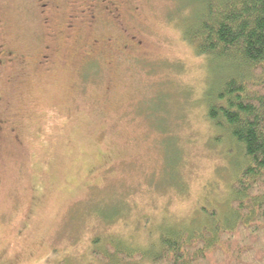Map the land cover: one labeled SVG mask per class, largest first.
Here are the masks:
<instances>
[{
    "label": "rangeland",
    "instance_id": "obj_1",
    "mask_svg": "<svg viewBox=\"0 0 264 264\" xmlns=\"http://www.w3.org/2000/svg\"><path fill=\"white\" fill-rule=\"evenodd\" d=\"M206 2L128 0L74 41L34 28L59 36V59L1 74L0 264H103L93 250L109 240L154 264L162 235L227 221L241 156L206 118L214 77L181 33ZM32 3L0 0L11 29ZM119 28L141 43L123 49Z\"/></svg>",
    "mask_w": 264,
    "mask_h": 264
},
{
    "label": "trees",
    "instance_id": "obj_2",
    "mask_svg": "<svg viewBox=\"0 0 264 264\" xmlns=\"http://www.w3.org/2000/svg\"><path fill=\"white\" fill-rule=\"evenodd\" d=\"M181 33L209 61L214 79L204 94L206 118L239 151L241 163L232 183V220L162 235L153 263L264 264V0H207ZM104 248L93 250L103 264L113 257L134 264L143 255L119 240Z\"/></svg>",
    "mask_w": 264,
    "mask_h": 264
},
{
    "label": "flooded vegetation",
    "instance_id": "obj_3",
    "mask_svg": "<svg viewBox=\"0 0 264 264\" xmlns=\"http://www.w3.org/2000/svg\"><path fill=\"white\" fill-rule=\"evenodd\" d=\"M32 1L29 11L23 13L22 16V21L27 26L26 31L22 29L18 33V30L11 29V23L5 18L7 15L0 12V79L5 69L19 67V71H22L28 68L26 66L31 65L33 68L49 70L59 59V36L55 32L45 30L43 38H35L32 32L36 26L48 27L47 29H49L51 26L57 25L65 40H79L81 35L76 29L79 25L98 29L94 26L105 20L107 24L114 26L121 17V9L128 3V0H82L81 4L80 1L78 4L77 0ZM66 7H69L68 11L65 10ZM128 31L125 28L117 30V35L126 44L123 45V49L126 47L125 50L128 49L129 44L139 45L141 43L138 39V32L129 33ZM74 32L76 33L74 34ZM25 38L28 42L22 44L21 42ZM35 40L37 41L36 44ZM100 40V35H97L92 42L99 43ZM109 41H111L110 38ZM25 46L28 47L29 51ZM85 57L89 59L91 55L86 54ZM4 123L5 120L0 115V143Z\"/></svg>",
    "mask_w": 264,
    "mask_h": 264
}]
</instances>
